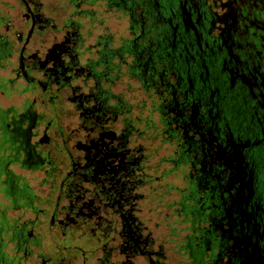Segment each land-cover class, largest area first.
<instances>
[{
	"label": "flooded vegetation",
	"instance_id": "af4514ba",
	"mask_svg": "<svg viewBox=\"0 0 264 264\" xmlns=\"http://www.w3.org/2000/svg\"><path fill=\"white\" fill-rule=\"evenodd\" d=\"M16 2L0 264H264V0Z\"/></svg>",
	"mask_w": 264,
	"mask_h": 264
},
{
	"label": "rangeland",
	"instance_id": "374dc122",
	"mask_svg": "<svg viewBox=\"0 0 264 264\" xmlns=\"http://www.w3.org/2000/svg\"><path fill=\"white\" fill-rule=\"evenodd\" d=\"M20 7L16 0H2L0 1V14L4 15L5 21L9 22L12 21L14 23L15 27L24 28V24L22 23L20 17H19V11ZM3 31V26L0 25V32ZM8 36H11V33H8ZM0 74L3 76L8 75V72L6 70L0 69ZM17 84L20 86L23 84L22 80H17ZM27 94V96L30 97L31 92L26 91L23 94H16V91H9V94L2 95L0 94V105H7L14 103L17 109H19L20 100L24 97V95ZM38 103H36L37 105ZM44 110V107L41 106L38 109ZM24 172V171H23Z\"/></svg>",
	"mask_w": 264,
	"mask_h": 264
},
{
	"label": "water",
	"instance_id": "95a60500",
	"mask_svg": "<svg viewBox=\"0 0 264 264\" xmlns=\"http://www.w3.org/2000/svg\"><path fill=\"white\" fill-rule=\"evenodd\" d=\"M30 30L27 32V35L29 34ZM51 47L49 46L48 49H50Z\"/></svg>",
	"mask_w": 264,
	"mask_h": 264
}]
</instances>
